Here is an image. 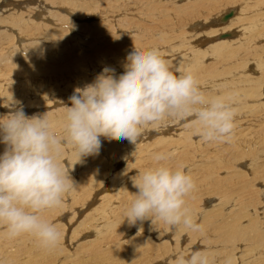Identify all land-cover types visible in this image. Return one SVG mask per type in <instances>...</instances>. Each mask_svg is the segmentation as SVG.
<instances>
[{
    "label": "bare ground",
    "instance_id": "1",
    "mask_svg": "<svg viewBox=\"0 0 264 264\" xmlns=\"http://www.w3.org/2000/svg\"><path fill=\"white\" fill-rule=\"evenodd\" d=\"M20 2L21 0H0V52L8 51L9 48L12 50L23 40L31 43L40 34L48 37L59 36L55 43L60 47L61 42L65 45L67 37L77 31L79 37L83 39L78 50L86 53L79 55L77 49L76 53L72 50L74 57L70 56L71 52L68 57L74 59L68 62L69 64L63 62L67 59V55L63 59L67 49L57 51L56 54L54 52L56 48L52 50L53 54L49 50L42 57H31L28 58L29 61L21 64L9 62L1 66V69L3 77L7 75L11 77L9 81L11 84L43 77L42 82L45 83L47 81L45 75L49 73L55 77L48 81L49 85L59 79L57 83L63 85L65 82L67 85L65 88L72 91L69 95L71 96L76 88L91 83L105 67L114 69L116 76L122 74L125 59L134 47L138 50L158 47L169 61L171 70H175L177 74L186 71L196 74L201 88L210 98L238 93L235 131L230 142L206 143L192 119L166 120L156 128L146 127L137 144L127 140L109 141L103 137L101 141L102 145L107 144L106 154L116 155L117 147L132 146L134 149L129 148L128 152H134L158 139L165 145L163 152L175 154L168 161V164L175 168L182 167L181 163H192L196 171L201 168L204 161L220 163V170L209 172L210 175L219 184L221 182L230 184L232 192L237 188L241 196H235L234 202L231 204L229 202L226 208L224 203L229 200H223L217 206L211 205L218 209L215 208L217 210V213L214 211L215 214L211 210L209 219L203 210L205 215H201V218L204 223L209 221L213 226L210 232L203 231L204 235L210 236L205 239L206 242L199 245H205V249L213 257L214 264H264V236L261 235L263 232H260L263 230L260 225V229L255 227L254 230L252 227L255 225V217L259 210L264 214V201L258 200V192L264 191V0H24V4ZM73 27L70 35L64 31L70 28L72 30ZM206 39L209 40L204 46ZM27 47H34L31 50L36 48L33 43ZM87 53L91 57L88 60L91 65L84 66L81 62L88 58ZM77 60L78 63H75ZM61 61L65 65L59 66L62 65ZM57 69L62 71L58 72ZM67 72L73 77L72 80H67L70 77L66 76ZM36 90L33 89L32 92ZM69 96L66 95L65 99H69ZM57 97L58 95L53 97L50 106L43 104L35 107L39 109L52 107L53 101L58 102ZM59 99L66 101L63 97ZM46 100L43 103H46ZM29 105L27 104L28 107ZM151 129H154L157 136L150 142L146 137ZM63 135L64 130L61 131V136ZM68 145L70 147L68 171L76 182V187L63 201L71 204L72 213L74 209L80 210L79 206H93L94 202L102 206L100 209L105 208L103 213V210L96 208V204L94 208L92 207L95 215H92L91 221L87 219L82 223V226L89 228L91 234L87 233V237L91 239H83L86 236L84 234L81 238L85 244L69 251H66L65 246L71 249L82 243L81 240L75 241V238H70L63 243L61 239L56 248L46 250L39 246L38 241L32 236H24L26 239L22 237L7 239L5 235L7 229L0 225V264H56L53 262L57 260L52 262V258L57 256H60L57 264H94L89 261L94 257H97L99 264H130V261L133 260L135 263L141 256L145 257L144 260L155 256L156 259H160L157 264H175L178 255L190 252L188 249L185 252L183 250L185 244H181V240L182 243H186L187 239L179 238L183 233L188 237L193 236L194 232L183 225L171 228L160 219L154 218L130 225L126 215L124 216V209L117 214V208L123 202L122 197L135 196L136 189L132 180L137 178L139 172L147 169L142 159L136 158L119 169L118 163L107 162L99 155L85 157L79 161L73 147ZM63 150L67 151L66 148ZM101 152L104 153L102 148ZM126 161L124 159V162ZM241 161L244 163L242 165L244 169L247 168V171H244L250 175H247V181L251 180L250 185L243 179L246 173L241 172L242 169L237 170L236 166L232 167ZM60 163L65 168L62 155ZM115 169L117 172L112 175ZM188 172L193 176L194 173ZM238 180L241 181L240 184L236 182ZM228 196H232L230 192ZM245 196H248V199L246 198L244 202ZM187 203L192 204L196 211L194 218H197V211H200L201 206L198 197L192 200L188 197ZM61 208L62 204L51 213ZM51 213L47 215L44 212L42 216L45 220L50 219ZM53 219L56 220L55 217ZM97 219L98 222L100 220L98 224ZM117 227H124L122 231L125 238L122 234L119 235L121 231L117 232ZM80 229L83 230L82 227ZM108 230H111L113 235L107 236ZM167 231L172 233L171 239L168 238L167 242L173 244L171 249H166L168 252L170 250V254L166 252L167 255L162 256L157 254L158 251L155 252V249H160L159 245L157 246L161 243L160 236L169 234ZM215 235L221 236V239H216ZM240 242H244V246H240ZM162 246L164 248V245ZM247 247L249 258L245 253ZM144 260L142 259L143 262Z\"/></svg>",
    "mask_w": 264,
    "mask_h": 264
},
{
    "label": "clouds",
    "instance_id": "2",
    "mask_svg": "<svg viewBox=\"0 0 264 264\" xmlns=\"http://www.w3.org/2000/svg\"><path fill=\"white\" fill-rule=\"evenodd\" d=\"M119 76L109 67L95 79L76 88L65 106L64 135L52 131L46 114L27 116L22 107H10L0 119V225L6 238L32 236L46 250L56 248L61 233L42 214L59 207L76 182L60 157L70 144L81 161L98 156L101 137L137 144L149 125L166 120L192 119L206 143L230 142L237 116L236 97H209L196 74H177L158 47L128 53ZM172 152L154 153L156 166L139 172L132 180L135 196L126 212L130 225L159 218L171 228L183 225L193 232L196 222L187 198L196 190L192 175L168 164ZM175 264H214L207 249L180 254Z\"/></svg>",
    "mask_w": 264,
    "mask_h": 264
},
{
    "label": "rangeland",
    "instance_id": "3",
    "mask_svg": "<svg viewBox=\"0 0 264 264\" xmlns=\"http://www.w3.org/2000/svg\"><path fill=\"white\" fill-rule=\"evenodd\" d=\"M23 1L21 0L20 3L24 4ZM29 1H32V0H29ZM41 3H42V1H41ZM73 29H74V27L72 28V30L70 28V29H66L64 31H67L69 33V35H70L71 32H73ZM58 37L59 36L48 37V36H46L44 34H40V36L39 35L36 36L31 43H27V41L23 40V41H21L19 46L13 47L12 50H11V48H9L8 51L0 52V57L2 58V60L0 61V119L6 118V115L10 111V107L15 104L17 107H23V110H24L25 114L27 116H29V117H31V116H42V115L46 114L47 117L49 118L51 124H52V131L54 133L59 134L61 136V131L64 130V126H65V123H66L65 119H64L65 112H66L65 105L68 106V107L71 106V104L69 103L70 102L69 99H65L66 95L69 96L72 93V91H70L69 88L68 89L65 88L66 83L64 82L63 85H62V83L59 84V83H57L58 80H59L58 79V80H55V82L53 81V84L49 85L48 81L49 82L52 81V79H54L55 77H53L49 73H47L45 75V79L47 80L45 83L42 82L43 78H44L43 77V78L34 79V80H27L25 82L19 81L17 83L11 84V83H9L11 77H9L8 75L3 77L4 74H3L2 69H1V66L5 65V64H8L9 62H14V63L21 64V63L29 61L28 58H31V57L32 58L42 57L44 55V53H46V52L48 53L49 50H50V53L53 54L52 50L54 48H56L54 50V52H56V54H58L57 51L58 52L60 50L61 51H65L67 49L66 53L68 52V54L65 53V55L63 56V59L67 55V59L69 60L71 57H74L73 53L71 51L73 50V52L76 53L77 50H78V47L83 43V39L79 37L77 31L74 34H72V35L67 37V41H66L65 45H63L62 42L59 41V43L61 42L60 47L57 46V44L55 43V41L58 39ZM208 40L209 39L205 40L204 46L207 45L206 42ZM25 42H26V44H25ZM32 43L36 46V48H35V50L37 49L36 51L35 50H31V48H34V47H27L28 45H30ZM59 43H58V45H59ZM55 46H57V47H55ZM72 46L75 47V48L73 49ZM68 48L70 49V51H68ZM29 52H31V53H29ZM69 52H71V55H70L71 57H68L69 56ZM78 53L80 55V54L86 53V52H81V51L78 50ZM72 59H74V58H72ZM72 59H70L69 61L64 60L63 62H66V64H67L68 62L70 63V61H72ZM89 59H91V57L88 54V58H86L85 61L81 62V63L84 66H89V65H91L88 62ZM63 62H62V65H59V66L65 65V63H63ZM75 63H78V60ZM57 71L60 72L62 70L61 69L60 70L57 69ZM173 71L176 72L175 70H173ZM66 76L67 77L68 76L71 77V75L68 72H67ZM70 77L67 78V80L68 79L72 80L73 77H71V79H70ZM60 80H62V79L60 78ZM64 80H66V79H64ZM63 81H59V82H63ZM59 85H61V86L59 87ZM63 86H64V88H61ZM66 87H67V85H66ZM33 89H37V90L35 92H32ZM58 89L61 92H59ZM65 90L68 91V92H66ZM50 92H52V93H50ZM66 93H69V94H66ZM53 94L55 96L58 95V97H57L58 102L56 103V102L53 101L52 107H48V108H45V109L44 108L43 109H41V108L39 109V108L35 107V106H39V105H43V104H48L50 106L51 102L53 100V97L55 98V96ZM61 97H63L64 98L63 100H66V101H64V102L60 101L61 99H59V98H61ZM44 100H46L45 101L46 103H43ZM27 104H30L29 107L27 106ZM64 107H65V109H64ZM159 124L149 125V126H147V128H156ZM156 136L157 135L154 132V129H151L150 133L146 137V140L151 142V141L154 140V138ZM124 142H126V140H124ZM106 146H107V144H103L102 145L101 148L104 150V153L103 152L99 153V157L102 158V159H105L107 162L118 163L119 164V166H118L119 169L121 167H123V166H127V164L129 162H132L136 158L142 159L143 163L147 166V168L154 167V166H156V163H157L153 159L154 153L163 152L164 149H165L164 143L160 142L158 139L155 140L153 143H148V144L144 145L143 147H141V149L139 151H134V152H128L129 148H133L132 146H129L127 148H125L123 146L117 147V151L118 152H117L116 155H108V154H106L105 153V147ZM64 148H66L67 151H69L70 147H69L68 144H65V145H63V148H62V161L64 163L63 166L65 165V169H67V171H68V160L70 158V156H69L70 151L67 152V151L63 150ZM4 149H5V145L3 143H0V154H3ZM129 156H131V157L129 158ZM126 158H128V161H126ZM124 159H125L126 162H124ZM197 159H199V158H197ZM241 163L239 162V164H238V162H237L236 163L237 165H232V167L235 168V166H236V169L237 170L239 169V171H240V169H242L241 172L247 171L246 167H248V166H246L245 167L246 169H244V166H242L244 164L243 161H241ZM181 164L183 165L182 167L186 171H191L192 173H194L192 177L195 180V183H196L197 187H196V190L189 197H190L191 200L194 197H198V201H200V204H201L200 211H197V215L198 216H197V218H195L196 220L198 219L197 223H200V224L204 223V220L201 218V215L202 216H203V214L205 215V212H206V218L207 219L211 218L210 217L211 210L213 211V214L217 213L216 209H218V207H214L213 208V207H211V205H215L216 204V206H217L218 203H221L223 200H229L228 202L224 203V206L226 208L227 206H229V204L234 202V197L235 196H237V197L241 196V192L237 188L234 189L233 192H232V190L229 188L230 184L228 185L226 182H221L219 184L210 175L209 172H217V171L220 170V163H215V162H211V161H204L201 164V168H199L196 171H195V168L193 167L192 163H181ZM245 164L247 165V163H245ZM240 166H242V167H240ZM115 172H117V169H115L112 172V175H114ZM247 175H248L247 173L244 174L243 179H244V181H246V183L248 182V185H250L251 180L247 181V178H248ZM248 176H250V175H248ZM240 180H242V178ZM240 180H238L236 182H239V184H240L241 183ZM252 184H253V182H252ZM228 192L231 193V195H232L231 197L228 196ZM263 192L262 191L258 192V200L259 201H264ZM246 194H247V192H246ZM242 195H244V194H242ZM124 197H122V200H123L122 204L119 205V207L117 208V214H120V211L122 209H124L123 211L125 212L124 213V216H125L128 208L130 207L131 202H132V200L134 198L131 195L127 196V197L124 196ZM246 198L248 199V196L247 197L245 196V198L243 199L244 202L246 201ZM209 203H211V204H209ZM96 204H97L96 208H98L100 211L103 210L102 212L104 213L105 208L100 209L99 207H102V206L100 204H98V202L97 203L94 202L93 206H95ZM205 204H206V206H205ZM191 205L192 204L189 203L188 207L191 208L192 207ZM90 206H87V205L79 206L80 210L74 209L73 213H72L70 211V208L72 207L71 204L68 201H63L62 202V208L59 211H55V213L56 212H58V213H56V214L54 212L51 213L53 211V209L45 211V213L47 215H49L51 213L52 216H50V219L48 218L46 220L48 222H50L51 224L53 223V225L59 230V232L61 231L60 233H62L61 239H63V241H64L63 243L67 242V239H70V238L71 239L75 238V241L81 240L82 243L76 244V246L71 247V249H68V247L65 246L66 251L75 250L80 245H84L85 242H83L82 238H81V237L84 236V234L86 236H85V238L83 237V239H86V238L87 239H91V237H87V235H88L87 233H90L89 228H85V226H82V223L85 222V220L88 219V221H89L90 219H92V215L93 216L95 215V213H93L94 209L92 210L93 206H91V207ZM204 206L207 207V208H205ZM85 207H87V208H85ZM89 208H91V210ZM250 208H251V206H250ZM85 210H86V212H85ZM99 210H98V212H99ZM203 210H205V212H203ZM191 211H192V213H193V215L195 217L196 211L193 209V207L191 208ZM214 211H215V213H214ZM259 211L260 212H258V214L255 217L254 224L256 226L254 225L252 227H253V229L255 227H256V229H260L261 228L263 231H260V230L259 231L263 232V233H261V235L264 236V220L261 221V219H264L263 218L264 214L261 212V210H259ZM259 213H260V216H261L260 218L261 219L259 218ZM207 214H208V216H207ZM54 215H56V216H54ZM54 217L56 218V220L55 219L52 220V218H54ZM251 217H252V215H251ZM153 218L159 220V218H156V217H153ZM73 219H74V221H73ZM55 221H56V223H55ZM200 221H202V223ZM96 222L95 223L98 224L100 222V220L98 222V219H97ZM68 223H70V224H68ZM60 224H61V226H60ZM259 225H260V228H259ZM212 226L213 225L209 221H206L204 223V225H203V230L202 231L194 232V235L193 236L190 235L189 237L186 235V233H183L180 236L181 238H179V239H187L186 243H182V240H181V244H185V247H184L185 249L183 248V250L185 252H186L187 249L190 250L189 253H187V252L184 253L185 256L190 255L191 252H193L195 250L205 249V245H199V244L200 243L203 244L204 242H206L205 239H208V237L210 235H204L203 231L210 232ZM69 227H71V228H69ZM81 227L83 228V230L80 229ZM88 227H90V226H88ZM63 228H64V230H63ZM123 228H118L117 227L116 230H117V232L121 231L119 235L122 234V237L125 238L126 236H125V234L122 231ZM73 230L75 231L74 233H73ZM213 230H214V227H213ZM91 232H93V231H91ZM167 233H169V234H163V235L160 236V239L162 238L161 239V243H159L160 241L156 242V243H159V244H157V246L159 245L158 247H160V249H162V250L160 251V249L157 248V246H156L157 249H155V252L158 251L157 254H161L162 256H163V254L167 255L166 252H168V251H166V249L167 250L171 249L172 248V244H173V243L171 244L170 242H167L168 238L171 239L170 235L172 233L170 231H167ZM106 234H107V236L113 235L111 230H108ZM217 235H219V234H217ZM217 235H215L216 239H221V236H217ZM72 236H74V237H72ZM263 236H262V238H263ZM217 237H219V238H217ZM153 238H150V239H153ZM19 239H21V238H19ZM22 239H26V238L23 236ZM128 239H132V238H128ZM152 242L153 241H151V243ZM154 244H155V242H154ZM181 244L179 246H181ZM162 245H164L165 249L163 248ZM239 245L240 246H244V242H240ZM245 245H247V243ZM192 246L194 248H192ZM196 246L199 247V248H197ZM131 252H133V250H131ZM168 253L170 254V250H169ZM245 253H246V257L249 258L250 255H249V252H248V247L245 249ZM59 257L60 256L54 257L55 259L52 258L53 259L52 262L54 260L55 261L57 260L56 262H53V263L57 264ZM144 258L145 257L141 256L138 260L135 261V263H134L133 260L132 261L128 260V262L130 261V264H152V263L153 264H157V262L160 260V259H156L155 256H150L146 260H144ZM94 259H96V260L94 261ZM142 259L145 262H143ZM97 260H98L97 257L96 258L94 257L92 260H89V261L91 263H94V264L95 263L99 264L100 262L98 263ZM141 261H142V263H141Z\"/></svg>",
    "mask_w": 264,
    "mask_h": 264
}]
</instances>
